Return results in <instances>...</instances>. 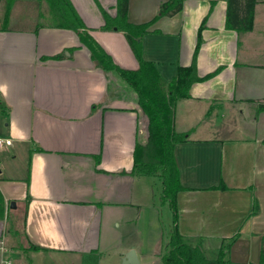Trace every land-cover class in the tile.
I'll list each match as a JSON object with an SVG mask.
<instances>
[{
  "label": "crops",
  "instance_id": "1",
  "mask_svg": "<svg viewBox=\"0 0 264 264\" xmlns=\"http://www.w3.org/2000/svg\"><path fill=\"white\" fill-rule=\"evenodd\" d=\"M70 1L114 63L138 70L124 34L101 30L103 11L116 17L117 0ZM168 1L130 0L128 21L149 23ZM6 2L0 0V137L12 145L0 150V238L15 264H122L132 249L139 264H163L169 250L153 183L133 174L136 146L147 140L136 95L118 73L96 67L76 33L51 24L18 27L27 19L17 18V6L10 14ZM262 4L257 0L252 30L237 32L227 28L228 0H184L180 13L163 16L143 37L145 61L168 85L192 65L206 21L198 76L221 71L195 83L175 109L174 130L187 136L175 147L184 188L178 225L184 242L211 260L224 251L227 264H264Z\"/></svg>",
  "mask_w": 264,
  "mask_h": 264
},
{
  "label": "trees",
  "instance_id": "2",
  "mask_svg": "<svg viewBox=\"0 0 264 264\" xmlns=\"http://www.w3.org/2000/svg\"><path fill=\"white\" fill-rule=\"evenodd\" d=\"M11 0L8 3L10 11ZM51 11V27L70 30L78 36L81 44L90 52L98 69L116 72L137 97V104L147 119V140L144 145L138 143L134 154L133 174L139 176L159 175L163 181L164 199L169 202L173 212V230L170 236L169 251L163 256V264H227L222 251L216 260L206 257L201 246H192L184 242L179 230L178 193L184 190L180 185L175 147L184 142L186 134L174 130V114L179 101L188 99L192 86L216 76L221 69L205 78L197 72V57L202 45L203 22L198 34L193 63L190 67H180L176 77L166 84L156 66L143 57V37L157 21L164 17H173L183 10L184 0H169L164 3L156 17L149 23L135 25L128 21L130 0H117L116 17L103 11L105 24L102 31L123 33L138 61L139 68L129 71L117 66L113 58L101 47L85 26L82 18L70 0H44ZM257 0H228L227 28L237 32H249L253 28V19ZM73 50H68L72 53ZM62 54L55 59H63ZM258 111H264V103H258ZM264 142V141H263ZM220 188H223L220 186ZM224 189V188H223ZM4 200L0 193V205ZM264 261V241L262 246Z\"/></svg>",
  "mask_w": 264,
  "mask_h": 264
},
{
  "label": "rangeland",
  "instance_id": "3",
  "mask_svg": "<svg viewBox=\"0 0 264 264\" xmlns=\"http://www.w3.org/2000/svg\"><path fill=\"white\" fill-rule=\"evenodd\" d=\"M6 1H7L6 2L7 6H8V3L11 0H6ZM16 6H17V9H14V7ZM5 7L6 6L4 4L3 10L5 9ZM12 10L13 12L15 11V15H17V18L21 19V21H23L22 18L27 19L26 24L16 25L18 27H24V29L25 28L38 29L39 27L50 25L52 22L50 7L44 0H24L20 2L12 1L10 5V14ZM259 15L261 17L264 16V4H262L260 7ZM18 23H21V22H18ZM260 25H261V21H260ZM261 27H264V24H262ZM118 79L120 80V82L124 84L123 80L120 77ZM146 123H147V119H146ZM148 180L149 182L153 183L154 192H155V203L157 206L155 211L161 221L162 228L165 231L164 245H162V247H163L164 253H166V251L169 250V242H170V236H171L170 233H171L172 225H174L173 224V212L170 208L169 202L164 199L163 190H162L164 189V186H163L162 178H160L159 175L158 176L155 175V176H149ZM161 225L159 224V226ZM155 240L156 239H153L149 243V247L147 248L148 251H151L153 249ZM13 255H14V252H13ZM15 255L17 256V259H19V262L21 259H23L22 257L21 258L18 257L19 253H17V251H15ZM23 260L21 261L23 262ZM112 263L114 264L115 261H112ZM154 264H156V262ZM157 264H161V262H157Z\"/></svg>",
  "mask_w": 264,
  "mask_h": 264
},
{
  "label": "built area",
  "instance_id": "4",
  "mask_svg": "<svg viewBox=\"0 0 264 264\" xmlns=\"http://www.w3.org/2000/svg\"><path fill=\"white\" fill-rule=\"evenodd\" d=\"M12 145V140L0 137V150ZM0 264H15L13 250L4 238H0Z\"/></svg>",
  "mask_w": 264,
  "mask_h": 264
},
{
  "label": "water",
  "instance_id": "5",
  "mask_svg": "<svg viewBox=\"0 0 264 264\" xmlns=\"http://www.w3.org/2000/svg\"><path fill=\"white\" fill-rule=\"evenodd\" d=\"M12 207L16 208V204L13 202ZM122 264H139L138 255L135 249L130 250L123 258Z\"/></svg>",
  "mask_w": 264,
  "mask_h": 264
}]
</instances>
